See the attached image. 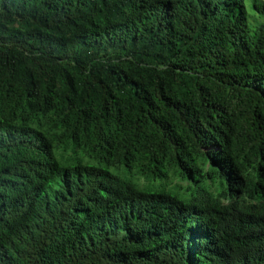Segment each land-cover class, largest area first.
I'll list each match as a JSON object with an SVG mask.
<instances>
[{"label": "trees", "instance_id": "1", "mask_svg": "<svg viewBox=\"0 0 264 264\" xmlns=\"http://www.w3.org/2000/svg\"><path fill=\"white\" fill-rule=\"evenodd\" d=\"M245 1L0 0V264H264V212L236 203L264 170Z\"/></svg>", "mask_w": 264, "mask_h": 264}, {"label": "clouds", "instance_id": "2", "mask_svg": "<svg viewBox=\"0 0 264 264\" xmlns=\"http://www.w3.org/2000/svg\"><path fill=\"white\" fill-rule=\"evenodd\" d=\"M249 168H250V165L246 167H238L236 168V170H226L225 175L227 179L232 184H234L237 181H241L245 179V177L247 176L249 172ZM205 170H208V166L206 167ZM130 178L132 179V181L137 187H140L141 185L143 186L145 182L144 178L138 179V176L136 175L131 176ZM213 178L207 177V179H213ZM203 179H206V178H203ZM203 179L199 178V180H203ZM197 180L198 179H196L195 182H197ZM219 180H220V185H223V187L225 188L226 187L225 180L223 178L222 179L219 178ZM236 203L238 205L252 207L258 211L264 212V170L256 171L255 177L253 178V180L249 183L247 187L237 189Z\"/></svg>", "mask_w": 264, "mask_h": 264}, {"label": "rangeland", "instance_id": "3", "mask_svg": "<svg viewBox=\"0 0 264 264\" xmlns=\"http://www.w3.org/2000/svg\"><path fill=\"white\" fill-rule=\"evenodd\" d=\"M245 3H246V8L252 10L250 8L251 1L246 0ZM171 179H172L171 185L162 184L164 190L172 195H177L180 198H184V199L190 198L197 187H202L204 189H207L214 194H216L220 189V180L217 177H214L213 179H207V178L203 180L198 179L197 182L190 181L179 175H175ZM158 184H161V182H158Z\"/></svg>", "mask_w": 264, "mask_h": 264}]
</instances>
